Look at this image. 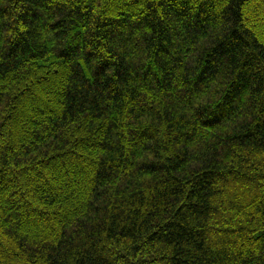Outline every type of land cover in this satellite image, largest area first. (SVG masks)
Wrapping results in <instances>:
<instances>
[{
    "label": "trees",
    "instance_id": "16d2710c",
    "mask_svg": "<svg viewBox=\"0 0 264 264\" xmlns=\"http://www.w3.org/2000/svg\"><path fill=\"white\" fill-rule=\"evenodd\" d=\"M0 264H264V0H0Z\"/></svg>",
    "mask_w": 264,
    "mask_h": 264
}]
</instances>
